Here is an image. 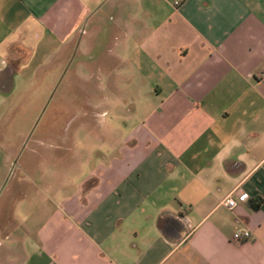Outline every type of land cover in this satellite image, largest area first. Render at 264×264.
Returning <instances> with one entry per match:
<instances>
[{
    "label": "crops",
    "instance_id": "0c3cea01",
    "mask_svg": "<svg viewBox=\"0 0 264 264\" xmlns=\"http://www.w3.org/2000/svg\"><path fill=\"white\" fill-rule=\"evenodd\" d=\"M174 1L0 0V106L13 69L40 54L36 74L59 44L110 92L94 110H129L107 158L81 152L78 183L45 182L39 208L0 229V264H264V0Z\"/></svg>",
    "mask_w": 264,
    "mask_h": 264
},
{
    "label": "rangeland",
    "instance_id": "374dc122",
    "mask_svg": "<svg viewBox=\"0 0 264 264\" xmlns=\"http://www.w3.org/2000/svg\"><path fill=\"white\" fill-rule=\"evenodd\" d=\"M57 47L58 52L42 68H37L36 74L33 75L35 67L43 62L40 54L32 60L30 67L13 69L21 72L15 76L14 89L6 92L0 106V152L5 151L6 159L15 155L0 166V229L17 224L14 214H30L39 208L41 199L44 200L51 190L46 184L43 186L45 182L52 186L56 182L78 183L92 167L84 162L81 152L93 153L94 159L99 157L98 153L107 158V127L116 120L115 116L124 119L129 114L125 106L94 110L104 101L113 102L110 92L95 89L97 82L92 74L91 60L80 54L66 60L67 51L59 44H55L54 50ZM81 65L83 74L78 75L76 67ZM106 67L109 68L108 65L103 68L106 70ZM137 94L136 100L140 102L141 93ZM118 98L123 97L118 95ZM133 110L136 115L141 113L139 106ZM93 116L107 120L99 132L93 127ZM61 120L69 121L71 130L68 128L69 131L62 133ZM57 136L60 137L57 139ZM98 138L102 139L101 143L97 142ZM18 183L22 184L21 193L14 194ZM34 191L37 202L23 201L24 195L34 198Z\"/></svg>",
    "mask_w": 264,
    "mask_h": 264
},
{
    "label": "built area",
    "instance_id": "2783aa9c",
    "mask_svg": "<svg viewBox=\"0 0 264 264\" xmlns=\"http://www.w3.org/2000/svg\"><path fill=\"white\" fill-rule=\"evenodd\" d=\"M179 2L176 0L173 2V5L175 7L179 6ZM244 193L241 192H235L234 194H231L230 196H228V198H226L223 202L222 205L227 208L228 210H233L234 208H236L237 206V201L238 200H243L244 199ZM251 239V234L247 231L244 232H235L232 235V241L236 242V243H241L244 240H250Z\"/></svg>",
    "mask_w": 264,
    "mask_h": 264
}]
</instances>
